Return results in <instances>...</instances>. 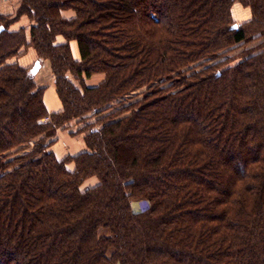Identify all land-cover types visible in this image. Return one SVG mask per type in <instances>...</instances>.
I'll return each instance as SVG.
<instances>
[{
  "label": "trees",
  "instance_id": "trees-1",
  "mask_svg": "<svg viewBox=\"0 0 264 264\" xmlns=\"http://www.w3.org/2000/svg\"><path fill=\"white\" fill-rule=\"evenodd\" d=\"M0 27V264H264V40L228 56L264 0H20ZM29 47L59 112L9 63ZM67 129L86 148L60 159Z\"/></svg>",
  "mask_w": 264,
  "mask_h": 264
},
{
  "label": "crops",
  "instance_id": "crops-1",
  "mask_svg": "<svg viewBox=\"0 0 264 264\" xmlns=\"http://www.w3.org/2000/svg\"><path fill=\"white\" fill-rule=\"evenodd\" d=\"M18 8V0H0V14L7 15L13 14ZM233 17L238 24H244L249 22L253 17L251 8L244 7L240 2H236L232 8ZM64 16L72 17L73 12H65ZM32 21L23 16L18 22L12 25L11 30L17 31L21 28H25L28 40L30 41V29ZM75 55L79 56L78 49L75 47ZM38 62H41V67L34 75L35 81L38 86L45 87L44 102L50 113L59 112L63 109V105L56 90V79L52 72L50 62L48 60L40 59L37 51L33 47H29L27 50L16 58L9 60V63H19L22 67L27 69L33 68ZM70 79H74L72 75ZM103 79L101 74L94 75L92 78L86 80L88 86H96ZM71 129L60 130L58 134V141L52 147V150L56 155L62 159L66 156H77L85 150L84 136H72Z\"/></svg>",
  "mask_w": 264,
  "mask_h": 264
},
{
  "label": "rangeland",
  "instance_id": "rangeland-1",
  "mask_svg": "<svg viewBox=\"0 0 264 264\" xmlns=\"http://www.w3.org/2000/svg\"><path fill=\"white\" fill-rule=\"evenodd\" d=\"M19 5H20V0H18V8H19ZM17 8V9H18ZM17 11V10H16ZM15 11V12H16ZM15 13H13V14H7V15H14ZM0 15H3V14H0ZM237 23V22H236ZM14 25V24H13ZM237 25H240V24H238L237 23ZM264 39H263V37H258V39L257 40H255V41H252V42H250V43H248V44H243V45H240V46H237V48L234 50V51H232L228 56L229 57H233V61L230 63V64H235V63H237V62H239L240 60H242L243 58H242V52L244 51V50H248V49H250V50H253V49H256V48H258L259 47V45L261 44V42L263 41ZM226 58V57H225ZM222 60H224V58H222V59H220V60H218V61H222ZM217 61V62H218ZM31 70V73H32V68L30 69ZM73 128V127H72ZM71 128V129H72ZM77 127L74 125V128L72 129V130H75ZM86 148V147H85ZM91 182V181H90ZM142 204V202H136V201H134V203H133V207H139L140 205Z\"/></svg>",
  "mask_w": 264,
  "mask_h": 264
},
{
  "label": "clouds",
  "instance_id": "clouds-1",
  "mask_svg": "<svg viewBox=\"0 0 264 264\" xmlns=\"http://www.w3.org/2000/svg\"><path fill=\"white\" fill-rule=\"evenodd\" d=\"M149 207H150L149 202L144 201L139 207H133L132 212L134 215L139 214L140 212L147 211Z\"/></svg>",
  "mask_w": 264,
  "mask_h": 264
},
{
  "label": "water",
  "instance_id": "water-1",
  "mask_svg": "<svg viewBox=\"0 0 264 264\" xmlns=\"http://www.w3.org/2000/svg\"><path fill=\"white\" fill-rule=\"evenodd\" d=\"M4 28L3 27H0V32L3 31ZM41 67V62H38L33 68H32V74L35 75L39 68Z\"/></svg>",
  "mask_w": 264,
  "mask_h": 264
}]
</instances>
